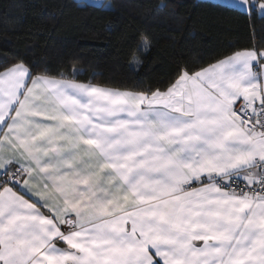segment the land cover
I'll return each mask as SVG.
<instances>
[{
  "label": "snow or ice",
  "instance_id": "1",
  "mask_svg": "<svg viewBox=\"0 0 264 264\" xmlns=\"http://www.w3.org/2000/svg\"><path fill=\"white\" fill-rule=\"evenodd\" d=\"M0 264H264V45L156 85L0 66Z\"/></svg>",
  "mask_w": 264,
  "mask_h": 264
},
{
  "label": "trees",
  "instance_id": "2",
  "mask_svg": "<svg viewBox=\"0 0 264 264\" xmlns=\"http://www.w3.org/2000/svg\"><path fill=\"white\" fill-rule=\"evenodd\" d=\"M251 20L255 35L243 11L214 0H0V66L24 61L82 82L156 85L181 65L264 45V14L256 9Z\"/></svg>",
  "mask_w": 264,
  "mask_h": 264
},
{
  "label": "rangeland",
  "instance_id": "3",
  "mask_svg": "<svg viewBox=\"0 0 264 264\" xmlns=\"http://www.w3.org/2000/svg\"><path fill=\"white\" fill-rule=\"evenodd\" d=\"M83 1H86V2H89V3H94V4H100L103 0H83ZM214 1H219L221 3H224L223 0H214ZM261 2H264V1H261ZM257 11L260 14H264V11H260L259 9H257Z\"/></svg>",
  "mask_w": 264,
  "mask_h": 264
},
{
  "label": "clouds",
  "instance_id": "4",
  "mask_svg": "<svg viewBox=\"0 0 264 264\" xmlns=\"http://www.w3.org/2000/svg\"><path fill=\"white\" fill-rule=\"evenodd\" d=\"M141 39H142V40H147V41H148V40H149V37H147L146 35H142Z\"/></svg>",
  "mask_w": 264,
  "mask_h": 264
},
{
  "label": "crops",
  "instance_id": "5",
  "mask_svg": "<svg viewBox=\"0 0 264 264\" xmlns=\"http://www.w3.org/2000/svg\"><path fill=\"white\" fill-rule=\"evenodd\" d=\"M82 82V81H81Z\"/></svg>",
  "mask_w": 264,
  "mask_h": 264
}]
</instances>
